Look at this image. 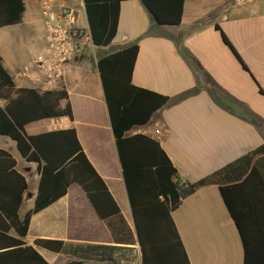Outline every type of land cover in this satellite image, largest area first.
I'll use <instances>...</instances> for the list:
<instances>
[{"label":"crops","instance_id":"1","mask_svg":"<svg viewBox=\"0 0 264 264\" xmlns=\"http://www.w3.org/2000/svg\"><path fill=\"white\" fill-rule=\"evenodd\" d=\"M22 1V22L0 28V60L16 89L41 91L24 70L46 50L44 17L39 0ZM51 2L54 10L58 5L73 9L76 27L90 32L83 0ZM132 44L139 47L133 85L169 97L140 129L167 131L157 142L181 179L182 204L172 219L190 264H243V246L218 187L193 185L264 144V0H184L182 21L171 27L156 24L140 0L120 4L111 44L93 45L63 68L73 120L39 121L25 131L35 136L74 130L121 216L100 220L73 184L64 197L32 216L24 242L48 264H142L97 69L99 58ZM101 48L112 52L100 54ZM5 106L0 100V108ZM0 150L12 156L27 182L19 210L23 218L37 196V165L26 163L8 138L0 136ZM37 240L62 242V250L36 246Z\"/></svg>","mask_w":264,"mask_h":264},{"label":"trees","instance_id":"2","mask_svg":"<svg viewBox=\"0 0 264 264\" xmlns=\"http://www.w3.org/2000/svg\"><path fill=\"white\" fill-rule=\"evenodd\" d=\"M92 43L107 47L116 36L120 4L129 0H83ZM156 24L178 26L184 0H140ZM22 0H0V28L22 22ZM224 42L229 45L223 36ZM139 47L129 45L98 59L97 69L142 264H190L172 219L182 204L177 170L148 136L132 134L147 126L169 97L138 88L132 73ZM0 136L10 139L22 159L36 164L40 174L33 208L23 218L19 210L28 190L12 156L0 150V264H48L24 239L33 215L51 206L77 184L98 218H120L121 212L103 179L90 164L74 130L28 136L25 127L44 120H73L68 93L16 89L0 60ZM217 186L244 250L243 264H264V144L193 185ZM13 233L15 237L9 234ZM35 245L59 253L62 242L37 240ZM71 264H83L73 262Z\"/></svg>","mask_w":264,"mask_h":264},{"label":"built area","instance_id":"3","mask_svg":"<svg viewBox=\"0 0 264 264\" xmlns=\"http://www.w3.org/2000/svg\"><path fill=\"white\" fill-rule=\"evenodd\" d=\"M46 31V50L30 66L24 75L40 84L42 92L58 91L62 87L63 68L93 49L89 31L75 25L74 10L58 5L54 10L51 0H39ZM132 134H142L155 141L163 139L167 131L162 127L154 130L138 129Z\"/></svg>","mask_w":264,"mask_h":264},{"label":"rangeland","instance_id":"4","mask_svg":"<svg viewBox=\"0 0 264 264\" xmlns=\"http://www.w3.org/2000/svg\"><path fill=\"white\" fill-rule=\"evenodd\" d=\"M84 26H85V24H84ZM102 50H99V52L98 53H100V54H108L109 52H112V51H108V49L109 48H101ZM112 50V49H111Z\"/></svg>","mask_w":264,"mask_h":264}]
</instances>
